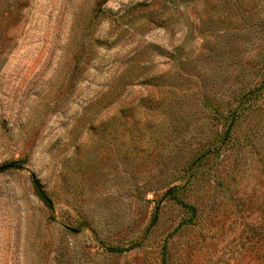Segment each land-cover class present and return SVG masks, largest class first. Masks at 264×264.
<instances>
[{
  "label": "rangeland",
  "instance_id": "rangeland-1",
  "mask_svg": "<svg viewBox=\"0 0 264 264\" xmlns=\"http://www.w3.org/2000/svg\"><path fill=\"white\" fill-rule=\"evenodd\" d=\"M5 166L0 264H264V0H0Z\"/></svg>",
  "mask_w": 264,
  "mask_h": 264
},
{
  "label": "trees",
  "instance_id": "trees-1",
  "mask_svg": "<svg viewBox=\"0 0 264 264\" xmlns=\"http://www.w3.org/2000/svg\"><path fill=\"white\" fill-rule=\"evenodd\" d=\"M250 96H251V93L246 95V97H250ZM9 167L10 166H5V167L1 168L0 170L7 169ZM32 185H33V190H34L36 196H38V198L40 200H42L43 202H45L46 204H49L47 198L45 197V195L43 194V192L41 190L39 182L37 180H35L34 178L32 179ZM130 249H132V248H127V249H108L107 251L109 253H113V254H124V253L128 252Z\"/></svg>",
  "mask_w": 264,
  "mask_h": 264
}]
</instances>
